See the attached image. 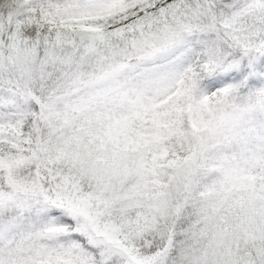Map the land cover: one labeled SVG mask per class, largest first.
<instances>
[{
	"label": "snow or ice",
	"instance_id": "1",
	"mask_svg": "<svg viewBox=\"0 0 264 264\" xmlns=\"http://www.w3.org/2000/svg\"><path fill=\"white\" fill-rule=\"evenodd\" d=\"M0 264H264V0H0Z\"/></svg>",
	"mask_w": 264,
	"mask_h": 264
}]
</instances>
